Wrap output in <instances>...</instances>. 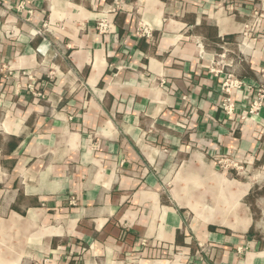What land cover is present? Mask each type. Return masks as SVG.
<instances>
[{"label": "crops", "instance_id": "0c3cea01", "mask_svg": "<svg viewBox=\"0 0 264 264\" xmlns=\"http://www.w3.org/2000/svg\"><path fill=\"white\" fill-rule=\"evenodd\" d=\"M261 90L264 0H0V264H264Z\"/></svg>", "mask_w": 264, "mask_h": 264}, {"label": "built area", "instance_id": "2783aa9c", "mask_svg": "<svg viewBox=\"0 0 264 264\" xmlns=\"http://www.w3.org/2000/svg\"><path fill=\"white\" fill-rule=\"evenodd\" d=\"M106 25L104 23H101V28L104 29ZM247 88V83L246 81H241L238 80L233 74H227L225 81L223 83L222 89L224 93L226 94V100L223 104V112L226 116H229L233 113V103L232 99L230 96L232 93H234L237 90H244ZM36 96L39 98H43L42 94H37L34 92ZM258 98L253 102L251 108H250V114H258L262 109H264V91L261 90L259 95L257 96ZM48 260H43L39 264H48Z\"/></svg>", "mask_w": 264, "mask_h": 264}]
</instances>
